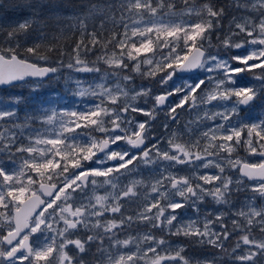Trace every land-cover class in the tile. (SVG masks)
<instances>
[{"label":"snow or ice","instance_id":"1","mask_svg":"<svg viewBox=\"0 0 264 264\" xmlns=\"http://www.w3.org/2000/svg\"><path fill=\"white\" fill-rule=\"evenodd\" d=\"M0 9V264H264V0Z\"/></svg>","mask_w":264,"mask_h":264},{"label":"rangeland","instance_id":"2","mask_svg":"<svg viewBox=\"0 0 264 264\" xmlns=\"http://www.w3.org/2000/svg\"><path fill=\"white\" fill-rule=\"evenodd\" d=\"M0 15H6V14L0 11ZM222 23L224 24V26L226 28L228 21L225 20ZM214 43H215V38H214ZM100 67L102 69H104L106 66L101 63L100 64ZM84 75H85V77H88V74H84ZM136 82L138 84L141 83V79L139 77H137L136 78ZM243 82H246V79ZM143 83L145 85H147L148 84V81L145 80V81H143ZM151 87L153 88L154 94H159V90H161V89H159V86L158 85L152 84ZM25 91L27 92V89H7V92H9L11 94H18L19 92H25ZM40 95H41V97H46L47 96V94L44 95L43 93H41ZM61 96L65 97L66 99H68L69 101H71V97H67V95L64 92L61 93ZM137 103H142V101H137ZM195 115H196V113H192L191 115H189L187 112L182 113V115H181V125L180 126L182 127L186 122L193 120L195 118ZM140 119H144V118L143 117H140ZM154 127L156 128L157 132H159L161 130V126H160L159 120L156 122V124L154 125ZM173 127H177V126L174 125ZM252 162H256V161L253 160ZM181 174L183 175V174H186V173H183L182 172ZM142 178L144 180H147L148 179L147 174L145 173V174H143V176H140V175H130L125 180V183H128L131 180L142 179ZM94 194L95 195H104L105 194V189L104 188H99V189H97V191L95 193H92L91 191H89V195L90 196L91 195H94ZM257 203L259 204V203H264V202L258 200ZM207 207H216V208H219L221 206H219V205H215L214 206L213 203L211 202V199L209 198L208 199V202H207ZM129 208L130 209H136V205H129ZM136 210L138 211L139 209H136ZM126 214L127 215H131L133 213L131 211H129ZM145 231H146V229L144 228L143 225H133V229L128 233V235H132V236H136L138 234L139 235H142ZM124 238H125L124 235H121L120 236V239H124ZM173 239L177 240V243L178 244L189 245V247L186 248L185 253H184L186 256H189V257H193V256H195V257H202L203 255H205V252L203 251V249L195 246V244L193 242H190L189 240H187V239H185L183 237L173 238Z\"/></svg>","mask_w":264,"mask_h":264},{"label":"trees","instance_id":"3","mask_svg":"<svg viewBox=\"0 0 264 264\" xmlns=\"http://www.w3.org/2000/svg\"><path fill=\"white\" fill-rule=\"evenodd\" d=\"M5 3H7V0H4ZM199 3H203L204 0H198ZM216 3H226L227 0H215ZM1 12L5 13L7 16L11 17L13 14L10 12V11H6L5 9H0ZM79 36V33H76L75 35H73L72 33H67L66 34V38H62V42L65 43L67 46H69V48L73 45V42L78 38ZM21 57L23 58L25 56V54L23 53V51L21 50ZM89 59H94V57H89ZM57 91H59L60 93L63 92L62 89L59 88V86L57 87L56 89ZM3 91H7V89H0V92H3ZM44 95H48L49 93V90L48 89H45L43 92H42ZM18 94H21V95H27L28 93L25 91V92H19ZM23 108H21V111L23 112Z\"/></svg>","mask_w":264,"mask_h":264}]
</instances>
